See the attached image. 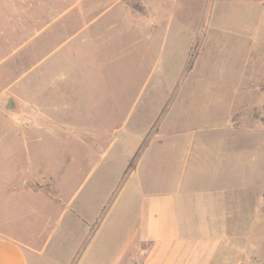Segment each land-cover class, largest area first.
<instances>
[{"label": "rangeland", "instance_id": "374dc122", "mask_svg": "<svg viewBox=\"0 0 264 264\" xmlns=\"http://www.w3.org/2000/svg\"><path fill=\"white\" fill-rule=\"evenodd\" d=\"M113 1L0 0V191L37 195L0 201L11 231L49 252L125 185L111 225L131 188L180 187L227 206L214 264H264V0H156L149 45L108 30Z\"/></svg>", "mask_w": 264, "mask_h": 264}, {"label": "crops", "instance_id": "0c3cea01", "mask_svg": "<svg viewBox=\"0 0 264 264\" xmlns=\"http://www.w3.org/2000/svg\"><path fill=\"white\" fill-rule=\"evenodd\" d=\"M121 1L114 0L105 10L111 12L118 9L108 30H116L120 41L123 36L129 37L122 45L153 43V35L158 29H162L161 26L149 28L147 15L134 10L136 14H132L127 9H122ZM141 1L144 9L150 8L155 12V17L159 18V6L162 5H158L156 0L155 3L150 0ZM164 7L167 8L165 12L169 14L168 17H172V8L169 11L168 5ZM104 12L94 17L90 23L98 21ZM131 18L140 20L138 26H131ZM121 22L125 25L119 28ZM160 33L164 40L165 31L162 29ZM95 46L96 52L100 53L101 46ZM34 180L21 179V185H9L0 191V201L5 202L4 207H14L15 200L23 206L34 201L37 195L30 186ZM128 189L126 185L122 188L102 220L97 221V216L84 220L77 214V221L86 226V229L70 242L67 237H61L49 252L35 247L29 237H17L11 231L14 221L10 214L3 215L0 211V264H214L223 236L221 226L225 227L227 224V206L223 223L221 203H197L185 196L180 187L161 192H144L142 188L135 187L129 190L128 201L121 205L125 211L124 218L111 225V216L120 204L117 200ZM39 198L50 200L45 196ZM47 242L45 240L44 247Z\"/></svg>", "mask_w": 264, "mask_h": 264}, {"label": "trees", "instance_id": "16d2710c", "mask_svg": "<svg viewBox=\"0 0 264 264\" xmlns=\"http://www.w3.org/2000/svg\"><path fill=\"white\" fill-rule=\"evenodd\" d=\"M129 6L131 7L132 10L137 11V12H144V7L142 6L141 2L139 0H124Z\"/></svg>", "mask_w": 264, "mask_h": 264}, {"label": "water", "instance_id": "95a60500", "mask_svg": "<svg viewBox=\"0 0 264 264\" xmlns=\"http://www.w3.org/2000/svg\"><path fill=\"white\" fill-rule=\"evenodd\" d=\"M11 106H12L11 103H9V104H8V107H11Z\"/></svg>", "mask_w": 264, "mask_h": 264}]
</instances>
